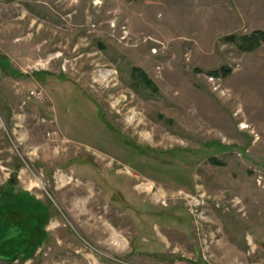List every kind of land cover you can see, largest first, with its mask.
Masks as SVG:
<instances>
[{
  "label": "rangeland",
  "instance_id": "obj_1",
  "mask_svg": "<svg viewBox=\"0 0 264 264\" xmlns=\"http://www.w3.org/2000/svg\"><path fill=\"white\" fill-rule=\"evenodd\" d=\"M97 1L0 0V264H264V0Z\"/></svg>",
  "mask_w": 264,
  "mask_h": 264
},
{
  "label": "trees",
  "instance_id": "obj_2",
  "mask_svg": "<svg viewBox=\"0 0 264 264\" xmlns=\"http://www.w3.org/2000/svg\"><path fill=\"white\" fill-rule=\"evenodd\" d=\"M261 35L264 36V33H262ZM254 45H255V42L253 40V41H251V44L247 45V47H248V49H251ZM34 213L37 214L36 211ZM35 214H33V215H35ZM19 215H22V214H19ZM27 215H29V214H27ZM13 219H14V216L12 218H10V220L8 218L5 219L4 221L0 222V226L3 225V223H5V224L8 223L12 227L15 226V228L12 230V232H10L11 233L10 237L14 240L15 245L19 246L21 249L24 248L25 246H27V244H29V243L31 245H29L27 247L32 246L34 240L38 239L40 237V235H41V229H40V223H39V222H41V218H38L39 219L38 220L35 217L34 219H36V220L34 221L33 225H29L28 224L30 230H32L31 234H30L31 235L30 237H29V234L24 231L25 229L21 228L19 226L20 222L17 221V223H14V222H12ZM27 221H28V219L25 220V217L21 219V223H26ZM10 222H12V223H10ZM29 222H30V220L27 223H29ZM24 225H26V224H24ZM24 225H23V227H24ZM21 229H24V230H21ZM13 231L16 232V233H13ZM17 233L22 234L20 238H22L23 240L20 241V239L17 237Z\"/></svg>",
  "mask_w": 264,
  "mask_h": 264
},
{
  "label": "water",
  "instance_id": "obj_3",
  "mask_svg": "<svg viewBox=\"0 0 264 264\" xmlns=\"http://www.w3.org/2000/svg\"><path fill=\"white\" fill-rule=\"evenodd\" d=\"M17 173H18L17 171H15V172L13 173L11 180H13V181L16 180V175H17Z\"/></svg>",
  "mask_w": 264,
  "mask_h": 264
},
{
  "label": "bare ground",
  "instance_id": "obj_4",
  "mask_svg": "<svg viewBox=\"0 0 264 264\" xmlns=\"http://www.w3.org/2000/svg\"><path fill=\"white\" fill-rule=\"evenodd\" d=\"M101 1L100 0H98L96 3L98 4V3H100ZM243 126H245L246 127V125H243Z\"/></svg>",
  "mask_w": 264,
  "mask_h": 264
}]
</instances>
